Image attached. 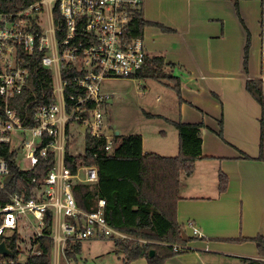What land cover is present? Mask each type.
Listing matches in <instances>:
<instances>
[{"label":"built area","instance_id":"1","mask_svg":"<svg viewBox=\"0 0 264 264\" xmlns=\"http://www.w3.org/2000/svg\"><path fill=\"white\" fill-rule=\"evenodd\" d=\"M55 6L61 14L59 23L54 19ZM141 9L143 0H39L18 10L0 0V189L10 180L9 156L18 167L32 170L41 158L55 154L47 175L32 178L30 193L14 192L0 205V243L12 250L10 255L0 254V264L18 262L8 256L24 252L23 229L31 224L34 239L40 237L47 214L53 217L55 251L73 237L131 238L108 222L106 199L100 198L91 211L78 206L75 184L96 183L99 171L96 165L82 163L73 169L66 164V153L69 144L81 141L84 151H69L74 156L84 154L87 136L104 140L105 150L113 151L115 134L106 122L112 94L103 91L101 83L105 78L138 76L144 68L149 54L144 37L129 33ZM37 59L53 72L56 101L39 106L27 124L11 100L23 92ZM64 70L71 77L65 78ZM70 86L73 89L68 91ZM22 158L28 167L19 165ZM193 230L198 233L195 226ZM183 248L174 245L175 250ZM25 250L36 252L34 244Z\"/></svg>","mask_w":264,"mask_h":264},{"label":"crops","instance_id":"2","mask_svg":"<svg viewBox=\"0 0 264 264\" xmlns=\"http://www.w3.org/2000/svg\"><path fill=\"white\" fill-rule=\"evenodd\" d=\"M145 1L144 17L167 27V31L173 30L171 36L180 38L165 47V36L150 25L143 35L148 53L163 54L167 62L176 63L187 74L186 79L180 76L183 101L178 118L160 115L171 121L205 124L202 157L195 161L191 175L181 176L177 203L179 223L192 231V235L185 231L192 238L185 245L189 250L180 251L164 264H243V257L258 258L257 244L251 238L264 236V160L257 158L261 152L262 108L247 90L246 81L262 77L263 40L260 36V47L250 58L246 73L243 60L247 31L239 16L242 32L229 31L235 23L234 14L238 15L233 0H155L186 8L181 19L165 23L150 9L149 0ZM258 3L241 0L240 13L245 17L248 9L258 10ZM220 119L223 138L217 134ZM83 143L80 141L77 147ZM156 148L151 151L177 155L179 141ZM221 172L229 180L224 192L219 190ZM238 238L247 239L235 240ZM129 264L150 263L141 257Z\"/></svg>","mask_w":264,"mask_h":264},{"label":"trees","instance_id":"3","mask_svg":"<svg viewBox=\"0 0 264 264\" xmlns=\"http://www.w3.org/2000/svg\"><path fill=\"white\" fill-rule=\"evenodd\" d=\"M39 0H5L7 6L13 10L26 7ZM236 11L247 31L244 47L243 66L249 72L251 36L250 30L241 16L239 3L233 0ZM262 1V31L264 44V0ZM56 23L61 20L58 6L53 9ZM154 22L144 17L143 9L137 11L131 23L130 36L144 35L147 25ZM174 62H167L163 54H148L144 68L139 72L140 77H152L171 81L177 90L180 101H183L180 76L174 74ZM64 77H71L68 70L63 71ZM264 58L262 61V77L249 78L246 88L258 101L262 108L260 155L258 159L264 160ZM54 76L51 69L43 66L37 59L31 65L30 75L22 93L11 100V105L26 118V123H32L34 113L39 106L54 103ZM70 86L67 90L71 91ZM172 123L179 131V153L177 155H162L157 152H145L143 137L140 134L115 135L116 145L113 151L105 150V141L87 136L85 153L79 156L70 154L69 144L66 153V164L76 169L77 163L96 165L99 179L96 183H76L74 194L78 206L82 209L94 210L100 198L106 199L105 216L108 222L126 233L131 238L115 240L119 253L123 254L125 264L145 257L150 264H164L165 261L178 254L174 245H182V251H188L185 245L192 238H184L185 228L177 219V203L180 199V180L182 175H191L194 171L195 161L202 157V128L204 123H189L182 120H173ZM217 134L223 138V119H220ZM12 156V155H11ZM10 159V180L4 189H0V205L9 201L14 192H28L33 189L32 178L42 179L55 162V154L49 153L41 158L38 165L32 170L18 167ZM245 158H251L244 154ZM228 176L221 172L219 176V190L226 191ZM30 195V194H28ZM45 226L42 235L34 239L36 252L27 256L24 264H53L52 214L45 216ZM1 222V221H0ZM71 238L66 246L69 252L80 250V240L72 243ZM247 238L235 240L244 241ZM256 242L259 252L258 258L243 257V264H264V236L251 238ZM65 249V247H64ZM72 249V250H70ZM18 260V253L8 256ZM16 264H22L19 261Z\"/></svg>","mask_w":264,"mask_h":264},{"label":"rangeland","instance_id":"4","mask_svg":"<svg viewBox=\"0 0 264 264\" xmlns=\"http://www.w3.org/2000/svg\"><path fill=\"white\" fill-rule=\"evenodd\" d=\"M258 1L260 2L258 3V10L255 11L253 8L248 9L245 12V17L241 13V16L246 21L248 29L250 30V58H253L255 49L258 52V47H260L262 38H260L262 6L261 8L259 7L262 1ZM149 2L150 9L158 14L163 23H165V21L170 22L181 19L182 13L187 12L186 8H182L176 3H157L155 0H149ZM144 3L146 13L147 7L145 0ZM45 10L47 9L45 8ZM147 12L150 13L149 11ZM234 16L235 23L229 28L231 34L242 32V26L238 19V15L236 16L234 14ZM148 26L150 25H147L145 28ZM151 26L159 30L163 36H165L167 39L164 45L165 47L170 46L174 38L180 40L178 36H171L170 32L173 30L167 31V27L164 26V28L160 24H157V22H154ZM152 53L155 52H151L150 54L153 55ZM175 68L174 74L186 79L187 74L180 71L179 66ZM101 86L103 91L112 94L106 106V122L110 123L112 129H118L120 131L119 138L129 134H140L144 139L143 146L146 151H157V145L165 144L168 146L171 140H176V142L179 141V131L174 123L160 115L163 114L172 118H178L180 113L181 101L171 81L168 79L159 80L152 77L140 76L105 78L102 80ZM80 139L82 140L83 136H80ZM77 146L78 145L73 142L70 148L75 151ZM78 148L84 150V143ZM163 153L161 154L163 155ZM18 162L21 167H28L27 160L24 158L20 159ZM185 231L187 234L192 235L190 229H185ZM34 233L35 228L31 224L28 228L23 229V237L20 242L24 252L18 257V261L22 264L26 262L28 253L25 249L31 247L34 241ZM77 242V239L72 241V243ZM80 243V250L76 253L72 251L69 252L66 246L65 249H56V251L54 248L53 264H125L123 260L124 256L122 253L118 252L116 241L113 238H86L81 239Z\"/></svg>","mask_w":264,"mask_h":264},{"label":"water","instance_id":"5","mask_svg":"<svg viewBox=\"0 0 264 264\" xmlns=\"http://www.w3.org/2000/svg\"><path fill=\"white\" fill-rule=\"evenodd\" d=\"M110 133H114L115 135H119L120 134V131L119 130H111ZM184 238H187V234L185 233L184 234ZM12 253V250L10 248L7 247L6 243L4 241H2L0 243V254H3V255H10Z\"/></svg>","mask_w":264,"mask_h":264},{"label":"flooded vegetation","instance_id":"6","mask_svg":"<svg viewBox=\"0 0 264 264\" xmlns=\"http://www.w3.org/2000/svg\"><path fill=\"white\" fill-rule=\"evenodd\" d=\"M2 260V257L0 256V261Z\"/></svg>","mask_w":264,"mask_h":264}]
</instances>
